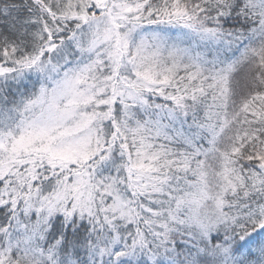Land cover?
<instances>
[{
    "label": "trees",
    "instance_id": "trees-1",
    "mask_svg": "<svg viewBox=\"0 0 264 264\" xmlns=\"http://www.w3.org/2000/svg\"><path fill=\"white\" fill-rule=\"evenodd\" d=\"M124 1L142 30L118 57L145 32L179 49L106 121L78 100L101 146L64 174L0 149V264H264V0ZM81 2L0 0V136L65 72L104 75L75 38Z\"/></svg>",
    "mask_w": 264,
    "mask_h": 264
},
{
    "label": "rangeland",
    "instance_id": "rangeland-1",
    "mask_svg": "<svg viewBox=\"0 0 264 264\" xmlns=\"http://www.w3.org/2000/svg\"><path fill=\"white\" fill-rule=\"evenodd\" d=\"M134 16L131 7L124 0H83L75 7L71 18L83 25L80 30L81 38H75L78 42L84 43L85 49L100 55L97 59L101 62L97 60L94 64L101 63L99 67L105 70L104 75H101V78L99 73L90 78L84 76V80L81 81L65 72L64 77L54 82L46 94L41 93L30 104L14 137L10 133L0 136L3 159L29 156L26 160L36 161V169L48 167L49 173L41 178L45 181L55 174H64L78 157V150L87 146L91 138L94 141L97 139L93 149L100 148L101 128L87 124L88 105L86 104V110L83 104L79 106V101L85 98L90 100L93 96L94 107L98 109L95 117L106 121L107 115L117 109V97L124 100L133 99L131 94L136 93L131 84L134 79L139 78V74L145 76L146 71H149L155 63L154 59L159 55L160 49L166 48L168 52L166 55H171L179 49L180 36L178 37L177 32L175 34L177 41L170 39L165 41L163 37L155 42L149 41L147 36L150 33L145 32L141 38L136 39L135 43V40L132 42L136 44V48H139L135 49L134 58L125 56L119 58L118 54L127 53L126 47L131 43L132 35L142 30L139 29L142 25L128 22L129 19H134ZM151 48L153 51L150 50ZM142 51L146 57L143 60L137 59V53ZM142 82L140 78L139 83ZM85 91L88 93L82 94ZM111 92L115 99L111 98ZM95 93L98 97L94 96ZM112 101L113 103L110 104Z\"/></svg>",
    "mask_w": 264,
    "mask_h": 264
}]
</instances>
